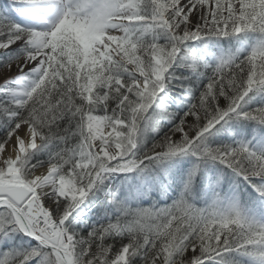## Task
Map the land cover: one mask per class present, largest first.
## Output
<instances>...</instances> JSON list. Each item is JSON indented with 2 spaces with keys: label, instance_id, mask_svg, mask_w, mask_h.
<instances>
[{
  "label": "snow or ice",
  "instance_id": "1",
  "mask_svg": "<svg viewBox=\"0 0 264 264\" xmlns=\"http://www.w3.org/2000/svg\"><path fill=\"white\" fill-rule=\"evenodd\" d=\"M0 8V264H264V0Z\"/></svg>",
  "mask_w": 264,
  "mask_h": 264
},
{
  "label": "rangeland",
  "instance_id": "2",
  "mask_svg": "<svg viewBox=\"0 0 264 264\" xmlns=\"http://www.w3.org/2000/svg\"><path fill=\"white\" fill-rule=\"evenodd\" d=\"M6 2H7L6 0H2V2H0V3H6ZM5 11H7V9L0 8V12H5ZM11 15H12V17L14 19L17 20V22H22V21L27 22V21H25V18L17 17L15 12H12ZM254 143H256V142H254ZM123 177L125 178L124 179V187H126V188L128 186L134 185L136 183V181H137V177L135 176V174H128L126 177L125 176H123ZM119 185H120V183L118 184V186ZM242 198L243 197H241V199ZM23 242H24V240L18 241V240L13 239L10 242V247H12V248H21ZM28 245H29V247H32L31 244H28Z\"/></svg>",
  "mask_w": 264,
  "mask_h": 264
},
{
  "label": "trees",
  "instance_id": "3",
  "mask_svg": "<svg viewBox=\"0 0 264 264\" xmlns=\"http://www.w3.org/2000/svg\"><path fill=\"white\" fill-rule=\"evenodd\" d=\"M7 1V0H6ZM0 2H2V0H0ZM151 136H152V134H149V136L147 137V142L150 144L151 143ZM124 177L123 176H120V177H118V178H110V181L109 182H111V183H115L116 185H118L119 183H121V181H124ZM179 188L176 190V192L175 193H173V192H169L168 193V195H170V196H173V197H175L176 195H178L179 194ZM243 199V198H242ZM170 202V201H169ZM148 201L146 200L145 202H144V206L146 207V206H148ZM25 241H27V239L25 238L24 239V242H23V244H22V246H21V248H24V247H29V245L28 244H25Z\"/></svg>",
  "mask_w": 264,
  "mask_h": 264
},
{
  "label": "water",
  "instance_id": "4",
  "mask_svg": "<svg viewBox=\"0 0 264 264\" xmlns=\"http://www.w3.org/2000/svg\"><path fill=\"white\" fill-rule=\"evenodd\" d=\"M33 242H35V241H33ZM36 243V242H35Z\"/></svg>",
  "mask_w": 264,
  "mask_h": 264
}]
</instances>
